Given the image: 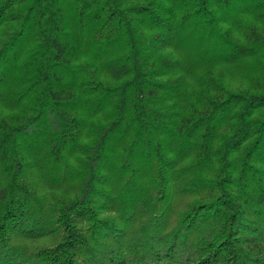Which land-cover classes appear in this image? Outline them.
Returning <instances> with one entry per match:
<instances>
[{"label":"trees","instance_id":"16d2710c","mask_svg":"<svg viewBox=\"0 0 264 264\" xmlns=\"http://www.w3.org/2000/svg\"><path fill=\"white\" fill-rule=\"evenodd\" d=\"M0 264H264V0H0Z\"/></svg>","mask_w":264,"mask_h":264},{"label":"rangeland","instance_id":"374dc122","mask_svg":"<svg viewBox=\"0 0 264 264\" xmlns=\"http://www.w3.org/2000/svg\"><path fill=\"white\" fill-rule=\"evenodd\" d=\"M247 65H241L234 71V75H237V78L240 76L242 73H248L249 68H247Z\"/></svg>","mask_w":264,"mask_h":264}]
</instances>
